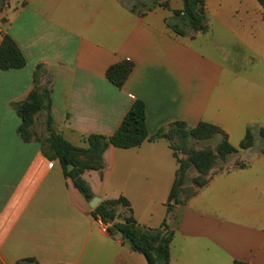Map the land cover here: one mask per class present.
Segmentation results:
<instances>
[{
    "label": "crops",
    "instance_id": "0c3cea01",
    "mask_svg": "<svg viewBox=\"0 0 264 264\" xmlns=\"http://www.w3.org/2000/svg\"><path fill=\"white\" fill-rule=\"evenodd\" d=\"M182 7L9 0L0 43L8 35L25 66L0 71V264H146L118 234L101 230L42 144L17 135L14 105L35 86L50 92L53 131L76 147H85L83 137H111L135 101L144 104L148 136L174 122L220 129L237 152L180 206L169 264H264L263 10L257 0H205L207 31L178 36L167 20ZM122 61L133 67L117 88L105 73ZM247 129L253 145L242 150ZM102 161L101 173L81 176L93 197H122L139 226L159 228L177 170L169 144L109 146Z\"/></svg>",
    "mask_w": 264,
    "mask_h": 264
},
{
    "label": "trees",
    "instance_id": "16d2710c",
    "mask_svg": "<svg viewBox=\"0 0 264 264\" xmlns=\"http://www.w3.org/2000/svg\"><path fill=\"white\" fill-rule=\"evenodd\" d=\"M181 1L182 10L172 13V16L167 20V27L178 36H184L187 30L194 33L206 32L208 27L205 18V0ZM257 2L262 7L264 19V0H257ZM162 6L166 5L162 4ZM131 11L135 12L133 8ZM24 66L25 59L16 43L8 35H4L0 43V71L17 70ZM132 67L131 62L122 61L110 66L105 76L111 84L121 88ZM50 109V92L45 88L40 89L35 86L23 102L14 105V110L21 120L16 133L23 142L32 141L31 129L34 118L36 114L45 112L44 124L47 132L45 143L47 148L42 146L43 155L48 160L59 162L63 176L72 181L73 186L87 203L93 198V194L81 176L85 171L90 170L102 172L104 168L102 154L109 146L118 149H130L140 146L145 141L165 140L168 143L172 138H177L181 141L199 142L220 137L214 151L205 149L192 152L187 155L184 161H178L172 152L177 170L167 198L166 215L159 228L147 229L139 226L133 218L129 203L122 197L114 200H103L91 209L93 218L99 217L103 224L108 225L107 233L118 234L132 251L144 257L146 264H169V245L181 214L179 211L176 217V215H172V211L176 207L180 208L191 195L196 193L197 188H201L207 182L208 175L217 161L226 162L232 154L237 152L229 145L226 135L210 124L199 123L195 127L189 128L183 122H174L167 128L159 130L155 135L148 136L145 127L144 104L141 101H135L111 137L98 135L83 137L85 147H76L53 131ZM258 134L264 138L263 129H260ZM252 145L253 132L251 129H247L239 149L245 150ZM235 165L238 166L239 163H235ZM190 167L197 173V177L192 181L194 190L188 198L181 201L180 194L185 182V172ZM200 177H205V179L198 183L197 180ZM117 219L119 221H116ZM26 263L37 264L32 259L17 264ZM233 264L244 263L234 262Z\"/></svg>",
    "mask_w": 264,
    "mask_h": 264
},
{
    "label": "rangeland",
    "instance_id": "374dc122",
    "mask_svg": "<svg viewBox=\"0 0 264 264\" xmlns=\"http://www.w3.org/2000/svg\"><path fill=\"white\" fill-rule=\"evenodd\" d=\"M125 1L127 2V4L131 6V8L139 12L152 7L153 4L157 2V0H125ZM8 7H9V0H0V21L1 22H6L7 20L6 16L8 13ZM44 119H45V112L42 111L36 114L34 118V124L31 129L32 130L31 139L40 142L44 148H47L46 143H45L47 132L45 129ZM219 141H220V137H214L208 141H199V142L181 141V140H178L177 138H172L168 143L176 159L178 161H184L187 158V155H189L192 152L202 151L205 149L214 151ZM229 159H232V156L228 158V161L226 162L217 161V163L212 169L213 172H219V171L228 169ZM234 163H238V162L235 160ZM196 177H197V173L192 167L186 170L185 182L182 186V192L180 194L181 201L185 198H188L191 192H193L194 187L192 185V181ZM203 179H205V177H200L198 178L197 182L200 183L203 181ZM179 209L180 208L176 207L174 211H172L173 213L172 215H176L177 217L178 212L180 211Z\"/></svg>",
    "mask_w": 264,
    "mask_h": 264
},
{
    "label": "built area",
    "instance_id": "2783aa9c",
    "mask_svg": "<svg viewBox=\"0 0 264 264\" xmlns=\"http://www.w3.org/2000/svg\"><path fill=\"white\" fill-rule=\"evenodd\" d=\"M95 220H96L97 225L101 228V230L107 233L108 225L103 224L99 217H96Z\"/></svg>",
    "mask_w": 264,
    "mask_h": 264
},
{
    "label": "water",
    "instance_id": "95a60500",
    "mask_svg": "<svg viewBox=\"0 0 264 264\" xmlns=\"http://www.w3.org/2000/svg\"><path fill=\"white\" fill-rule=\"evenodd\" d=\"M100 203V199L97 197H93L90 202L88 203L91 209L95 208Z\"/></svg>",
    "mask_w": 264,
    "mask_h": 264
}]
</instances>
